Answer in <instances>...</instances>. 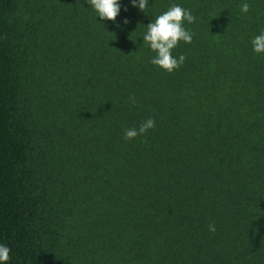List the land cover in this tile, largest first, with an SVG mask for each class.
<instances>
[{
  "label": "trees",
  "instance_id": "16d2710c",
  "mask_svg": "<svg viewBox=\"0 0 264 264\" xmlns=\"http://www.w3.org/2000/svg\"><path fill=\"white\" fill-rule=\"evenodd\" d=\"M119 2L117 26L87 0H0L8 264H264V0ZM173 4L196 21L168 73L143 35Z\"/></svg>",
  "mask_w": 264,
  "mask_h": 264
},
{
  "label": "clouds",
  "instance_id": "9594fccd",
  "mask_svg": "<svg viewBox=\"0 0 264 264\" xmlns=\"http://www.w3.org/2000/svg\"><path fill=\"white\" fill-rule=\"evenodd\" d=\"M134 7L140 11L146 12L148 8V0H130ZM89 6L96 12L100 20H108L117 23V17L121 11V3L119 0H87ZM127 11V8L124 9ZM241 11L248 13L250 5L244 3L241 5ZM196 21L190 9H185L180 5L173 4L165 12L158 15L154 22L147 24V31L143 35V42L156 53L151 58V63L156 65L168 73L178 70L186 61V57L181 54L178 58L173 56V50L177 48L181 42L191 44L193 41L194 33L191 29L185 27V22L192 24ZM128 24L127 18L123 21ZM117 26L119 24L117 23ZM253 50L257 54L264 53V31L255 36L252 40ZM130 101L135 104V96L130 97ZM155 128V120L148 118L143 121L138 128L124 129V139L131 141L139 136H144L149 130ZM209 231L215 232V223L209 225ZM11 249L0 244V264H8L11 259Z\"/></svg>",
  "mask_w": 264,
  "mask_h": 264
}]
</instances>
